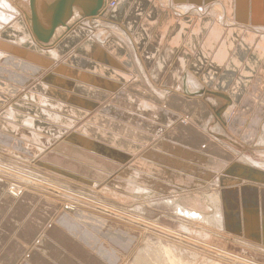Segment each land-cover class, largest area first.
Instances as JSON below:
<instances>
[{
	"label": "rangeland",
	"instance_id": "rangeland-1",
	"mask_svg": "<svg viewBox=\"0 0 264 264\" xmlns=\"http://www.w3.org/2000/svg\"><path fill=\"white\" fill-rule=\"evenodd\" d=\"M8 1L13 5L16 4L22 7L19 0ZM22 22L23 24L26 23L23 18L17 19L4 28V34H2V31L0 32V52L2 51L3 55H7L17 62L20 58L19 63L21 64L25 60H31V63L39 65L40 58L37 55L39 50L36 48L37 46L35 47L29 31L25 32L22 28H19ZM166 23H168V20H166ZM95 27L97 26L95 25ZM91 39L89 36L69 55L63 56L65 51H60L58 53L59 59H50L49 64L43 62L44 71L37 73L34 71L35 74H32L31 77L26 75L25 78L27 79L24 82L16 83V77L19 78L18 80H22L20 77L24 76L19 74L18 70H11L14 73L11 74L12 81L7 83L9 88H6L3 84L1 85L0 132L9 135H4L8 139L6 141L12 145L14 144L11 148L1 147L6 150L0 152V181L5 183V192L2 196L17 187L20 188L19 196L21 197L24 193L35 192L34 186L42 184L44 191L42 188L37 191L42 192L44 197L56 199L59 209L61 208L60 211L70 214L71 217H75L77 212L89 216L91 221L89 223H79L78 227L87 231L92 237L99 236V238L93 237V239L99 243H104L111 255L115 257L108 259L110 264H169L170 261L164 256L163 250L167 247L174 248V252L176 251L175 259L177 261L170 264H264V245L260 243L261 241L264 243V233L258 236L253 227L247 225L227 226L220 229L215 224H209L205 221L203 223L181 221L175 216L173 207L166 206L165 202L162 203L163 200L169 199L172 200L174 205L175 203L182 205L197 213H200L199 209L195 210L192 206L196 208L194 205L197 203L208 204L209 211L205 214L211 215L215 208H210L212 204L209 201L211 200L210 197H213V199L219 201L218 205L220 207L218 206V209L223 210V212L225 210L235 212L236 217H239L240 206L237 200L241 199L242 194L240 193L239 196L236 193L228 194L227 189L230 188L231 184L214 181L221 175L222 167L219 166V169L218 166L216 167L208 162L210 158L205 155L206 153L202 155L204 158L201 157L198 161L188 152L170 148L169 145L171 144L167 143V147L160 145L166 136L168 123L169 126L174 125L173 127L178 126L175 124L180 123L184 125L191 124L193 113L190 108L182 114L183 116L174 114L176 119L175 122L171 123L174 116L167 117L164 121L163 117L167 114H161L160 108H157L159 101L154 98H132V101L128 97H118L116 92L121 84L120 82L115 83L117 82L116 79H120L117 76L118 65L115 63V67L113 62L109 61L107 51H102L99 48L100 53ZM87 47H90V49L88 50ZM106 47L111 54L112 43L110 42ZM261 67L264 69V65ZM81 74L89 76L91 82L83 81L80 77ZM257 78H259V81L257 83L255 81L254 89L264 90V73L257 74ZM57 79L60 81H57ZM252 80V77L248 80L249 85ZM18 90L20 94L17 97ZM15 94L17 95L14 97ZM208 94L203 93L195 99L200 98L199 100H202V103L207 102V98L209 100L210 95L213 96L210 93ZM24 95L25 100L22 98ZM42 99H45L48 106H43ZM255 100L259 99L255 98ZM223 101L227 104L224 102L219 103V109L214 110L212 118V105L208 102V104H205L206 106H202L201 124L198 126L199 129H196L198 132L204 129L203 122H212L214 119L220 123L221 119H223V123L230 122L231 114L224 115L230 101L226 99H223ZM80 102L82 103L79 105ZM141 102L157 107L154 110H147L141 105ZM48 114L51 116L49 119L46 117L49 116ZM262 117L264 115L259 113L255 114L252 119L247 120L250 122L247 125L253 126V128L247 130L251 133L247 138L250 139L253 136V140H256L259 131L258 126L264 123ZM210 118L211 120H209ZM28 119H30V125L23 123L29 121ZM183 120L186 123H182ZM240 120L236 117V121ZM53 122L59 125L57 126ZM61 123L67 126L70 125L71 130L64 131L66 125L64 127ZM86 127L90 138L86 137V134L80 133ZM42 128L43 130H41ZM159 130H161L160 133H158ZM32 132L37 133L36 135L43 139L47 138L45 143L47 147H40L41 152L38 151L36 146L23 138V135L28 136ZM202 132V135L195 133V137L207 140L205 137L211 135L210 137L213 138L208 137L209 140L217 143L218 138L214 136L213 132L209 133L204 130ZM221 132H223L221 133L222 136L225 137H228L227 134L231 133L226 128H222ZM0 135L3 134L0 133ZM78 135L82 138H88L87 141L91 143L90 147L94 152H91L87 147H83L79 138H77ZM69 139L73 143H69ZM227 141L225 142L228 143L229 141ZM219 143L223 144L224 142L219 141ZM244 143V151L240 152L242 149L232 148L234 152L236 150L235 156L229 152L227 156L235 160L238 156L248 155L249 158L264 162L262 156L264 155V145H254L256 144L255 141H244ZM63 145L70 150H78L79 152L74 153H80L88 161H74L68 159L67 155L61 154L60 157L65 159L59 168L56 166V169L60 172L52 169L53 166H49L47 160L44 159L43 163L41 158L59 151ZM218 150L216 146H213L207 151L217 153ZM111 156L121 158L124 163L120 165L118 161H113ZM125 159H127L126 162ZM58 160L60 159L58 158ZM144 160L152 163L154 168L142 166ZM222 164L224 165V163ZM66 165H76L77 167L69 171L65 169L67 168ZM101 166L102 168L106 167L105 171L108 170L111 175L101 176ZM212 166L213 168H211ZM242 170L246 173L252 172L264 175L263 171L257 170L247 163L243 164ZM216 172L219 175H216ZM8 173L14 175L15 178H9ZM24 179L31 181L33 184L26 185ZM130 179H135L136 185L138 179L141 180L139 183L143 184L142 187L145 188L146 192L136 195L137 188H133L134 185L132 187L128 185ZM187 179L201 183L202 186L197 185L196 188L184 186L181 188L180 183ZM241 179H243L242 184L264 186V179L257 181L253 176L250 179L246 177ZM189 184L185 181V185ZM170 185L177 188L176 193L170 194ZM46 188L55 189L60 193L62 192V194H69L68 197L77 201H80V194H83L91 200L88 205H91L92 208L82 204L65 206V200H61L54 194H48ZM240 188L236 187L234 190L238 192L237 190H240ZM62 189L67 192H63ZM16 195L17 200L18 194ZM214 202L215 200H213ZM98 203L107 206V211H111L110 215L97 211L95 207L99 206ZM111 213H115L119 217L113 216ZM134 215L144 216L145 218L135 220ZM127 220L139 223H133L135 226ZM145 222L153 223L155 227ZM187 224L189 225L187 226ZM95 227L97 229L100 227L99 231ZM183 227L185 230H183ZM73 234L76 242H79V234Z\"/></svg>",
	"mask_w": 264,
	"mask_h": 264
},
{
	"label": "crops",
	"instance_id": "crops-1",
	"mask_svg": "<svg viewBox=\"0 0 264 264\" xmlns=\"http://www.w3.org/2000/svg\"><path fill=\"white\" fill-rule=\"evenodd\" d=\"M122 1L123 2H121L115 12V18L110 16L100 17L97 23L98 25L93 28L94 31L91 35L93 36L96 32L98 33L94 42L102 51L105 50L110 53L106 45L110 42L112 43L113 47L111 48L112 52L110 57L112 60L115 58L113 61L122 68L128 76V82L116 79L117 82L115 83H121L116 95L118 97L124 96L131 99H156L160 102H158L160 107L155 105L154 107L160 108L162 115L167 114L163 117L164 121L170 116H174L172 118L176 119L174 114L183 116L182 114L187 112L188 108H190V111L193 113L191 124L184 125L180 123L175 124L178 125L175 127L172 125L166 131L164 140L168 144L188 149L193 153L195 152L197 156H202L206 153L205 155L210 158V160L213 159V161L218 163H229L234 159H231L227 155L231 153L235 156V152L232 148L242 149L240 152L244 151V141H255L256 144L254 145L258 146L263 123L258 126L259 131L256 135V140H253V136L250 139L247 138L248 135H251L247 130L253 128L252 125H247L250 123L247 120L252 119L255 114L261 113L264 115V90L254 89L255 81L256 83L259 81L257 74L264 73V69L261 67L264 65V56L258 61L256 57L261 53H254L255 56L253 55L248 61H245L240 68L232 64L231 57L224 62L222 66L216 63V59L214 58L207 61V68L201 73L202 67H200L199 71L201 77L199 76L198 80L196 79L201 85V88L196 90L192 95L188 94L189 96H187L184 88L187 75L194 74V71L190 69L200 65L202 58L201 54L207 51H203L199 54V47L195 57H191L187 65L179 66V58H184L187 52L183 43L178 45L174 40H176L177 36H180L182 32L180 21L183 19L174 25L175 19L171 17L170 21L166 23V19L168 18L166 6L160 1ZM27 4L28 1L25 3L24 8L28 6ZM83 4L85 6L87 5V7L92 6L93 0H84ZM76 15L77 13L74 14V16ZM185 18L186 17H184V19ZM73 20H77L78 22V17H74ZM90 21L95 22L93 20ZM148 23L151 24L150 27H147ZM109 24H111V26L114 24V26L118 27L120 30L117 32L118 34L110 33L112 31L110 30L111 27H109ZM19 28H22L25 32L29 31L27 23L23 24L22 22ZM3 31L2 34H4ZM200 32H202V30H197L196 33L190 35V39L192 38V45H197L194 35ZM90 34L89 27H84L79 24L52 49L48 48V50H43L38 46L36 47L34 44L39 50L37 53L40 58L39 65L31 63V60H25L23 61L24 63L19 64L14 59L6 56L3 61H0V79L2 80H0V87H2L1 85L3 84L6 88H9L7 83L12 81L11 74L14 73L11 70H18L19 74L24 76L20 77L22 80H18L19 78L15 76L16 83L24 82L27 79L25 78L26 75L31 77L32 74H35L34 71H36V73L44 71L45 67L43 66V62L49 64L48 62H50V59H59L60 56L58 57V53H60V51H65L63 56L69 55L71 51H74L76 47L87 40ZM124 35L129 39L128 43L122 39L125 37ZM197 47L198 46H196V49ZM258 69L259 71L257 72ZM204 74L206 77L209 74H213L214 77L211 78L210 84L202 80V75ZM248 77L249 79H251V77L253 79L250 85ZM223 81L226 82L225 86L221 85ZM176 82H180V89L183 87V90L175 91L177 87ZM203 93L206 95L210 93L213 96L210 95V99L208 100L207 98V102L205 101L203 103L202 100H199L200 98L197 100L195 99V97L203 95ZM17 94L13 96L15 97L17 95L18 97L20 94L19 90ZM255 98L259 100L256 101ZM223 99L230 101L228 102V108L224 112V115L228 113L231 114L230 122L223 123V119H221V123L216 119L212 122L208 121V123L203 122L204 131H206V128L208 129V126H214V128L217 126V131L213 133L214 136L218 138L217 143L209 140V138H212L210 136H208L209 138L205 137L207 140L195 137V133L200 135L203 134V130L199 131L200 133L196 130L199 129L198 126L201 124L200 117L202 106H206L205 104H208V102L212 105V118L214 110L219 109L218 104L222 102L226 103ZM236 117L241 120L236 121ZM211 118L209 120H211ZM263 120L264 117H262V122ZM173 122H175V120ZM182 123H186L185 120H183ZM222 128H226L230 131L232 133H230L231 136H229L230 134H227L228 137L222 136ZM0 133L3 134L0 135V152H5L6 150L1 147L11 148L14 144L12 145L6 141L8 139H6L4 135H9L2 132ZM236 136H238V138H236ZM224 139L229 142L227 141L228 143H226ZM221 140H223V144L219 143ZM212 145L219 149L217 153H214V151L213 153L207 151L213 147ZM3 182L4 181H0V264H110L108 262L110 260L108 259L115 258L111 255L110 251H108L104 243H99L97 240L93 239V237L97 239L99 236L92 237L87 231L78 227L81 223H89L91 221L88 215L77 212L75 217H71L70 214L60 211L56 199L47 196L44 197L42 196L43 193L40 191L24 193L15 201L4 198L2 194L5 192V183ZM255 188L256 190H252V192L247 189L243 191L240 189L236 192V195L238 194L239 196L241 193V199L244 196H247V198L251 200L254 199V201H256L254 205L258 211H262L264 208V186L256 185ZM241 199L237 200L240 208L242 205ZM234 213L235 212H231L229 214L236 217ZM239 216L241 217V214ZM94 225L96 224L94 223ZM99 228L100 227L97 229V227H95L98 231ZM73 233L79 234V242H76ZM260 243L264 245L262 241Z\"/></svg>",
	"mask_w": 264,
	"mask_h": 264
},
{
	"label": "bare ground",
	"instance_id": "bare-ground-1",
	"mask_svg": "<svg viewBox=\"0 0 264 264\" xmlns=\"http://www.w3.org/2000/svg\"><path fill=\"white\" fill-rule=\"evenodd\" d=\"M19 1H21L22 7L18 6L16 4H14L15 5L14 6L8 0H0V18L2 20V21L0 20V32L3 31L5 27L9 26L11 23H14L17 19H21V18H23L25 20V22L27 23L28 29L30 31V22L28 21V18H27L29 16V3L27 4L28 6L26 8H24L25 3L28 0H19ZM156 1H160L166 6L165 8H166V11H167V14H168V18L166 20H168V22L170 21L171 17H173L175 19L174 25H176L177 23H179V21L181 19H183L182 21H180V23H181L180 27H181V31L182 32H181L180 36H177V39L174 40L175 43H177L178 45L183 43L184 46H185V50L187 52L185 54L184 58H182V57L179 58V60H178V63L180 64L179 66L187 65L190 62L191 57L194 58L195 55L197 54V51H198L199 47H200V51L198 52L199 54L201 52H203V51H207L206 53L201 54L202 58H201L200 65L197 66V67H192L190 69V70L194 71V74L187 75V79L185 81L186 85H185V82H184V85H185L184 88H185L187 96H189L188 94L192 95L194 92H196V90H199V88H201V85L198 83L197 80H198L199 76L201 77L200 74L207 68V65H208L207 61L212 60L214 58V59H216L215 62L220 64V66H222L224 64V62H226L231 57L232 58V64H234L235 67L240 68V67L243 66L245 61H248V59H250L253 55L255 56V54L257 52L262 53V50L264 51V0H156ZM43 2H45V3L50 2L51 3V2H53V0H43ZM121 2H123V1L122 0H103V2L101 4V9H100V12L98 13V15H96L95 17H90V18L80 19L79 15H78V10L73 9L72 20H73L74 17L77 16L78 17V22H77V20H73V21L71 20L67 24L69 28L65 32H64V30H61V29L57 30L56 31V36H59L60 39L56 42V44L58 42H60L63 39V37H65L73 28H75L79 24L81 26H84V27H89V32L91 33L89 36H91L93 34V31H94L93 28H95V25H97V23H98L97 21L100 19V17H103V16H107L108 17V16H110V17L115 18V15H116L115 12L117 11L118 6L121 4ZM155 5H157V4H155ZM164 5H163V7H164ZM156 9H157V7H156ZM76 13H77V15L74 16V14H76ZM184 17H186V18L184 19ZM90 20H93L95 22H91ZM150 25L151 24L148 23L147 27H150ZM109 27H111L110 30L112 31V33L118 34L117 32L120 31L118 29V27L114 26V24H113V26H111V24H109ZM197 30H202V32L194 35V37L196 39V44H197L196 46H198L197 49H196V46L192 45V38L190 39V35L192 33L193 34L196 33ZM97 34L98 33L96 32V34L91 36V38H92L91 41L96 46H97V44L94 42V39H95ZM14 37H16V36H14ZM122 39L125 42L127 41V43H128L129 39H127L126 36L123 37ZM163 40H164V38H163ZM34 44L36 46H38L35 42H34ZM53 47H51L49 49H52ZM256 47H257V49H256ZM97 48H98L99 52L101 53V50L99 49L100 47L97 46ZM87 49L89 50L90 47H87ZM43 50H48V48L47 49H43ZM1 52H0V61L1 60L3 61V59H5L7 55H3ZM263 55H264V52L262 54L258 55L256 57L257 60L259 61L260 58L262 59ZM16 56H19V55H16ZM109 56H111L110 53H109ZM109 56H108L109 61L113 62V65L116 67L115 62ZM7 59H8V57H7ZM18 63H19V61H18ZM19 64H21V63H19ZM117 67H118L117 76L122 81L124 80V81L127 82L128 76L126 77V75H127L126 72L124 70H122V68H120L119 66H117ZM200 67H202L201 73L199 71ZM258 71H259V69L257 70V72ZM61 72H62V70H61ZM80 77L85 82H88V83L91 82L89 76H85L84 74H81ZM213 77H214L213 74H209L207 77L204 74V75H202V80L206 81L208 84H210L211 83V78H213ZM57 81H60V80L57 79ZM221 85L225 86L226 82L223 81L221 83ZM180 87H181L180 82H178L175 91L183 90V87L181 89H180ZM195 94H197V93H195ZM22 98H23V100H25V95ZM129 99L132 100L131 98H129ZM81 103L82 102H80L79 105ZM42 104H43L44 107L48 106V104L46 103L45 99H42ZM141 105L147 110H154L155 109L154 106H151V105H149V104H147L145 102H141ZM222 112H223V110H222ZM217 115H219V113H217ZM11 116H12V114H11ZM46 117L48 119L51 118L50 115L46 116ZM6 118H7V116H6ZM0 119H1V117H0ZM57 119H58V117H57ZM28 120L29 121H24L23 123H26V125L27 124L30 125L29 124L30 123V119H28ZM174 120L175 119L173 118V121ZM173 121H171V123H173ZM53 123L55 125H57V123H55V122H53ZM61 124L64 127L66 125L64 123H61ZM26 127L28 128V126H26ZM167 127L168 128L171 127V126H169V123H168ZM216 129H217V126L215 128H214V126H208V129L206 128L205 130L207 132H209V133H212V132L215 133L217 131ZM41 130H43V128ZM67 130L68 131L71 130V126L70 125H68V126L66 125V127L64 128V131H67ZM34 132L29 134L28 136L23 135V138L25 140H28V142H30V144L36 146L38 148V151L41 152L42 151L41 148L47 147L45 145V143L47 142V138L43 139L42 137H38L36 135L37 133L35 134ZM160 132H161V130H159L158 133H160ZM74 133H76V132H74ZM80 133L86 134L87 135L86 137H89L88 136V128L87 127L82 129L80 131ZM57 135L59 136V134H57ZM77 138H79V141L81 142L83 147H87L91 152H94L93 150H91V147H90L91 143L87 141L88 138H82L79 135L77 136ZM214 140H215V138H214ZM68 141H69V143H73L71 139H69ZM89 141H91V140H89ZM162 141H163V143H161L160 145L167 147L168 144L165 142V140L163 139ZM221 141H223V140H221ZM258 144L262 145V146L264 145V123H263V126H262L261 135H260V139H259ZM169 147L172 148V149H180V150H183L185 152H188V153L192 154V156L195 158V160H198V161L202 157V156H197V153H195V152L194 153L196 155L193 152H191L190 150L185 149V148L183 149V148H181L179 146H176V145H169ZM74 152H79V151L78 150H70L65 145H63L62 148L59 151L52 152V153L48 154L47 156H45L44 158H41V159L43 160V163H44L45 160H47L48 163H49V166H53V167H51L52 169H54L55 171L60 172L58 169H56V166H57V168H59L62 165L63 160L65 159L64 157H60V156H62L61 154L67 155L68 159H71V160H74V161H77V160L81 161V162L88 161V160H86L87 158L82 156L80 153H74ZM235 152H236V150H235ZM50 155H53V156H50ZM262 156L264 157V155H262ZM239 157L240 156L236 157V159H235L237 162L234 160V161H232L230 163H224V165L222 163H218V162L213 161V159L212 160L208 159L209 160L208 162H211L216 167L218 166L219 169H220L219 166L222 167V171H221L222 173H220L221 175L214 181H217L218 183H224V184L225 183H229V184H231L230 188L227 189V193L228 194H231L233 192L236 193V190H234V189H236V187H239V188L241 187L240 188L241 191L247 189V190L252 192V190H256L255 186H253V185L249 186V185H246L245 183H244L245 185L242 184L243 179H241V178H245L246 177L247 179H250V177L253 176V178L255 180H257V181L264 179V175H262V174L252 173V172H250V173L247 172L246 173L244 170H242L243 164L247 163L248 165L253 166L255 169L261 170V171L264 172V162L263 161L254 160L253 158H249L248 155H246V156L244 155V157H240V158ZM58 158L60 160H58ZM202 158H204V157H202ZM111 159L113 161H115V162L118 161L120 165L124 163L121 158H116L115 156H111ZM205 159H206V157H205ZM126 161H127V159H125V162ZM142 166H144V167L148 166L151 169L154 168L152 163H150L148 161H145V160H144V163H143ZM76 167H77L76 165H70V166H67V168H65V169L71 171L73 168H76ZM211 168H213V166ZM100 170H101V176L110 174L108 172V170L105 171L106 167L102 168V166H101ZM140 173H142V172H140ZM215 174L219 175L217 172ZM8 177L9 178H15L14 175H12L11 173H8ZM189 178H191V177H189ZM134 180H131V179L128 180L129 181L128 185L131 186V187H132V185H134L133 188H135V189L137 188L136 189V192H137L136 195L141 194L142 192L145 191V188L142 187L143 184L141 185V183H139L141 180L138 179L137 185L135 184L136 181H134ZM163 180H165V179H163ZM24 181H25L26 185L33 184V183H31V181H28L26 179H24ZM185 181L189 182L190 184L189 185H185ZM185 181L183 180V183L182 182L180 183L181 185H179V186L181 188H183L184 186H187L189 188L190 187H195L196 188L197 185H201V183H197V182H195V181H193L191 179H187ZM169 184H170V182H169ZM41 185L42 184H38V185L34 186L35 187L34 191L36 192L40 188H42V190H43V187ZM160 185H162V184H160ZM169 187L171 188V191H172L171 192V191L168 190L170 192V194L177 192L176 191L177 188H174L171 185ZM140 188H142V189H140ZM12 190L13 191L6 192L5 195H4V198H9L10 200L14 201L17 198L16 194H18V198H20V196H19L20 188L18 189L17 187H14ZM46 190H47L48 194H50V195L54 194L58 198H60L61 200H65L66 201L65 202V206L66 205H77L78 206L79 204L87 206L89 201H91L88 198H86V196L83 195V194H80V196H81L80 197V201H77L75 199H71V197H68L67 195H69V194H66V193H65L66 195L62 194V192L60 193L59 191H57L55 189L46 188ZM62 190H63V192H67L64 189H62ZM163 190H164V188H163ZM156 195H157V193H156ZM144 196H145V194H144ZM148 198H151V197H148ZM153 198H155V197H153ZM81 199H82V201H81ZM210 199H211L210 201L208 200L209 203L212 204V205H210L211 206L210 208H213V209L215 208V210H213L211 215L210 214L209 215L205 214V213H207L209 211V207L207 206L208 204L204 205V204H198L196 202L197 204L194 205V206H196V208H194L193 206H192V208L195 209V210L199 209L200 213H197V212H193V211L188 210L187 208H185L182 205H178L176 203L174 205L172 200H169V199L163 200L162 203L165 202L164 204L166 206L173 207V211H174L175 216L177 218H179L181 221L182 220H185V221L187 220L186 222H190V223H197V222L203 223L205 221V222H207L209 224L210 223H213V225L215 224L220 229H222V227L224 228V227H227V226L239 227L240 225H247V226L253 227V229L255 230V232L257 233L258 236H261V234L264 233V208L262 209V211H258L256 206L254 205V204H256V201H254V199L253 200H251L250 198L248 199L247 196L242 197V199H241V204L242 205H241V208H240L241 212H239L241 214V217L240 216L239 217H235L234 215L229 214L231 212L227 211V210H225L224 212H223V210L221 211L220 209H218L219 201H217V199H213V197H210ZM84 200H86L88 202L86 203V201H84ZM213 200H215L214 203H213ZM145 201H147V200H145ZM98 205H99V203H98ZM88 206L91 207V205H88ZM107 208H108L107 206H104L101 203H100L99 206L95 207V209L97 211H100V212H102L104 214H109L111 211L108 212ZM144 209H145V207H144ZM193 209H191V210H193ZM91 210H93V209H91ZM111 214L117 216V214H115V213H111ZM121 216H123V215H121ZM134 216H135L134 217L135 220H137V219L138 220H142V218L144 217V216L142 217L140 215H134ZM117 217H119V216H117ZM170 217H172V216H170ZM124 218L126 219L125 216H124ZM37 219H39V218H37ZM118 220H121V219H118ZM127 221L130 222L131 224L139 223V222H135L133 220H127ZM145 223L155 227V225L153 223H150V222H145ZM135 224H133V225H135ZM146 224H144V225H146ZM188 225L189 224H187V226ZM184 227H186V226L184 225ZM184 227H183V230H185ZM214 229H215V227H214ZM186 230H188V229H186ZM185 234H187V233H185ZM201 239H204V238H201ZM189 241H191V240H189ZM173 249H171V247L170 248L167 247L166 249L163 248L164 256L170 261V263L171 262L175 263L177 261L175 259L176 258V255H175L176 251L174 252Z\"/></svg>",
	"mask_w": 264,
	"mask_h": 264
},
{
	"label": "water",
	"instance_id": "water-1",
	"mask_svg": "<svg viewBox=\"0 0 264 264\" xmlns=\"http://www.w3.org/2000/svg\"><path fill=\"white\" fill-rule=\"evenodd\" d=\"M84 0H53L45 3L43 0H28L30 34L34 42L43 49L53 47L60 39L56 31H67L72 20L73 9L78 10L80 19L95 17L101 9L103 0H93V5L87 7ZM92 1V0H89Z\"/></svg>",
	"mask_w": 264,
	"mask_h": 264
}]
</instances>
